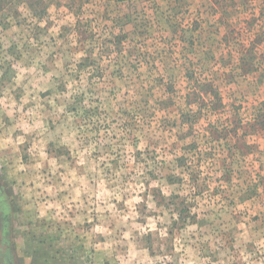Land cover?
<instances>
[{
  "label": "rangeland",
  "instance_id": "obj_1",
  "mask_svg": "<svg viewBox=\"0 0 264 264\" xmlns=\"http://www.w3.org/2000/svg\"><path fill=\"white\" fill-rule=\"evenodd\" d=\"M5 97L0 141L25 137L17 156L36 177L28 187L43 192L57 182L60 191L26 199L28 182L11 175L10 149L0 150V231L9 242L0 264H113L115 253L95 247L110 237L89 234L102 223L111 230L112 212L128 211V194L119 200L103 194L136 183L143 184L144 199L128 223L146 226L147 217L165 213L170 223L157 222L144 235L137 228L114 246L135 254L131 264H175L157 257L178 258L185 248L193 264L264 261L258 246L264 239V0H0ZM65 122L79 130L84 147L95 144L85 165L77 164L70 144L60 143L68 129L55 134ZM37 123L47 132L24 130ZM49 133L47 159L32 169L41 157L29 149ZM88 168L95 170L85 175ZM69 170L80 179L63 180ZM168 174L181 179L171 184ZM153 181L161 185L151 187ZM162 186L179 197L163 200ZM89 196L99 203L89 204ZM149 196L152 211L144 202ZM50 199L63 211L48 208ZM81 201L87 207L76 208ZM106 201L113 207L98 211ZM188 229L195 244L182 238Z\"/></svg>",
  "mask_w": 264,
  "mask_h": 264
},
{
  "label": "clouds",
  "instance_id": "obj_2",
  "mask_svg": "<svg viewBox=\"0 0 264 264\" xmlns=\"http://www.w3.org/2000/svg\"><path fill=\"white\" fill-rule=\"evenodd\" d=\"M80 55H83V53H81ZM69 87H71V85H69ZM7 99H8L7 97L0 99V104H3L6 109L8 108V104L6 103ZM25 102H27V98H25ZM53 107L54 108L56 107V105L54 103H53ZM62 110L63 109H59L55 114L58 116L59 111H62ZM9 115H11V112H9ZM21 119H23V118H21ZM23 127H24V130L26 132L32 131L35 128H40V132L38 133V135H43L45 132H47V129L41 128L39 123L34 124L31 127H29L28 125L25 124V125H23ZM64 129H68V131L65 132L66 138L61 140L60 143L61 144H70L71 148L74 150L73 155L76 156L78 154L80 157L79 160L77 161V164L78 165H85L86 164V155L85 154H88L90 156L91 152L95 148V144H90L87 147H84L83 146V138L79 137V130L73 132L71 130V125L68 122H65L63 128L58 129L55 134H59L61 131H64ZM53 135L54 134L49 133L45 139L37 140L32 145V148L29 149V151L31 152L33 157L36 156L37 150H39V156L41 157L40 162L31 165L32 169H40L43 166V160L47 159V156H46L45 152L43 151V145L47 142L48 139H52ZM24 139H25V137L21 136L17 140L13 141L11 139V137L9 136L8 139L0 141V150H5V149L9 150L10 149V151L8 152V154L6 156L7 161L11 160L15 164V169L11 173V175L14 177H17L18 181H21V182L27 181L28 182L26 184H22V189L24 190L26 199L30 200L33 195H35L36 197H41V196L56 197L60 191V188L58 187L57 182L49 184L43 192H37V191H35V189L28 187V184H31L32 180L35 179L36 177L33 174H31L29 170L25 169L24 165L21 164V162L17 156V153L19 152L17 145L22 144L24 142ZM81 147H83V151H80ZM140 147L143 148L144 145L141 144ZM129 151H131V149H129ZM53 165H54V169H55V162H53ZM62 167L67 168L68 166H67V164H65V165H62ZM94 170H95L94 168H88L87 171L85 172V175H87L89 172H93ZM129 170L130 169H121L122 172L129 171ZM60 175L63 177V180L68 181L69 183H71L73 180L80 179V177H77L76 172L71 171V170H69L67 173H61ZM69 177H71V180H69ZM49 179L52 180L51 177H49ZM59 179H60V177H57L56 180H59ZM93 179H95V177H93ZM133 179L136 181H139L141 179L139 169H137V175L135 177H133ZM117 180H119L118 175H117ZM160 185H161V182L153 181L150 186L156 187V186H160ZM37 187H40V185H37ZM85 190L87 191V189H85ZM143 191H144L143 184L142 183H136L134 186L132 184H129L127 187H123L121 185H118L116 188L113 189V191L111 193L103 194V195H107L109 200L113 197H115L116 199L119 200L123 197V195L125 193L128 194L130 197L129 199H127L125 201V203L128 207V211L126 214H121V213H118L116 211L112 212V219H114L116 222L114 228L109 230V228L106 227L105 224L102 223V224H99L96 227H94L92 229V233L89 234V239H91L92 234H95V233H102V234H105L106 236L110 237V239H108L106 242L96 244L95 247L98 250L102 249L104 254L109 256V257L113 256V254L115 253V260L113 261V264H116V261H119V264H131L132 260L136 257L135 254L132 252H129L128 255L120 254L117 251V249L114 247L117 244L127 243L128 241L126 240V237H128L135 229H137V228L140 229V234L144 235L145 232H147L149 230H155L157 222H159L161 224H164L166 222L170 223V220L168 218L167 213H165L163 216L147 217L149 222H148V225H146V226H141V225H138L135 223H132V224L128 223L129 217H131L134 221L135 218L140 215V213L137 211L136 205L139 204L144 199L142 196L139 195V193L143 192ZM162 191L165 195L170 194V190L167 187L162 186ZM132 193H136V195H132ZM101 198H103V197H101ZM74 199H77V200L80 199L79 193H77V195L74 197ZM99 199L100 198H98L97 201H93L91 199V196L88 197L89 204H98ZM50 200H51V203H49L47 205L48 208H52V207L60 208L59 203H57L54 199H50ZM144 202L147 203L149 211L156 209V204L152 200L151 196H149L148 199ZM63 203L67 204V207L69 209H71L73 207V205L68 201L67 197L64 198ZM105 204H106L105 207L98 208L97 210L100 212H104V211H107L108 209H111L113 207L110 203H107V201L105 202ZM28 207L31 208V207H33V205L29 204ZM75 207L76 208H83V207H87V205H85L83 203V201H81L80 203L76 204ZM60 211H63V208H60ZM89 211H91L90 208H89ZM46 214L47 213L45 211H41V213H40L41 216H44ZM56 216L60 217V213L57 212ZM60 218H62V217H60ZM80 219H81V217L77 216L76 219L73 221V224H75L76 221H79ZM101 219L104 220V217H101ZM108 222L110 223L111 221L109 220ZM121 226H123L124 228H127L128 231L117 232V229H120ZM192 231H193V229H188L182 234V238L185 240L186 243H188V242H190L191 244L196 243L195 240H192V237L190 235V233ZM113 234H115V235H113ZM159 235L161 237H166L167 236V228L160 229ZM116 236H118L119 239H117ZM247 238L248 237L245 235L244 239L247 240ZM258 246L260 247L261 251H264V239H262L258 242ZM241 255H242L243 260H245V261L249 260L248 255H245L243 253H241ZM157 259L175 260V264H193L191 248H185L183 251V254L180 255L178 258L173 257V256H164V257H157ZM136 264H141V262L139 260H136ZM260 264H264V261H261Z\"/></svg>",
  "mask_w": 264,
  "mask_h": 264
},
{
  "label": "trees",
  "instance_id": "obj_3",
  "mask_svg": "<svg viewBox=\"0 0 264 264\" xmlns=\"http://www.w3.org/2000/svg\"><path fill=\"white\" fill-rule=\"evenodd\" d=\"M182 160H183V159L180 157V158H179V165L182 164V163H181ZM180 179H181L180 176H178V175H176V174H168V176H167V181H168L169 183H171V184L176 183V182H179ZM178 197H179V195L171 194L170 196L163 195V196H162V199H163V200H166L167 198H170L169 200H171V198H172L173 200H175V198H178ZM163 200H162V201H163ZM166 204H168V203L166 202L165 205H166ZM178 214H179V217L182 218L183 213H182V210H181V209L178 210ZM190 217H191V221H195V219H196L195 214L191 215Z\"/></svg>",
  "mask_w": 264,
  "mask_h": 264
},
{
  "label": "flooded vegetation",
  "instance_id": "obj_4",
  "mask_svg": "<svg viewBox=\"0 0 264 264\" xmlns=\"http://www.w3.org/2000/svg\"><path fill=\"white\" fill-rule=\"evenodd\" d=\"M3 205H4L3 204V196L0 194V208L1 209H2ZM7 244H9V242L6 240V236H5L4 231H0V259H4V260L6 259V254H5L6 251H4V249L7 248Z\"/></svg>",
  "mask_w": 264,
  "mask_h": 264
}]
</instances>
